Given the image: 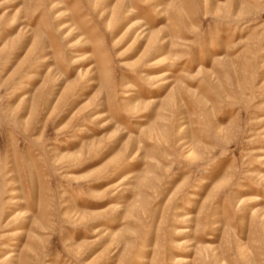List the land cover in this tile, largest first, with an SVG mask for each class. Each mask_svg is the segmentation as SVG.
<instances>
[{
    "label": "rangeland",
    "instance_id": "374dc122",
    "mask_svg": "<svg viewBox=\"0 0 264 264\" xmlns=\"http://www.w3.org/2000/svg\"><path fill=\"white\" fill-rule=\"evenodd\" d=\"M0 264H264V0H0Z\"/></svg>",
    "mask_w": 264,
    "mask_h": 264
}]
</instances>
